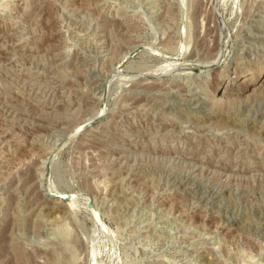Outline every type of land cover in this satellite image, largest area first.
I'll list each match as a JSON object with an SVG mask.
<instances>
[{
	"label": "rangeland",
	"instance_id": "1",
	"mask_svg": "<svg viewBox=\"0 0 264 264\" xmlns=\"http://www.w3.org/2000/svg\"><path fill=\"white\" fill-rule=\"evenodd\" d=\"M262 79L264 0H0V264H264Z\"/></svg>",
	"mask_w": 264,
	"mask_h": 264
},
{
	"label": "bare ground",
	"instance_id": "2",
	"mask_svg": "<svg viewBox=\"0 0 264 264\" xmlns=\"http://www.w3.org/2000/svg\"><path fill=\"white\" fill-rule=\"evenodd\" d=\"M200 36H201V35H200ZM197 38H199V36H198ZM202 40H203V39H202ZM257 78H258V76L254 77V78H251L250 76H247V77L244 79V81H246V82H245V85L247 86L249 82H253V81H255ZM232 81H233V80H232ZM232 81H229L227 84L224 85L226 91L233 93V92H237V89H238V91L240 92L241 89L244 88V86H242V85L240 86V84H237V82H232ZM260 85H261L262 87H264V79H262V82H261ZM218 88H220V84L218 85ZM256 89H257V88H256ZM256 89H255V90H256ZM260 89H261V88H260ZM241 94H242V93H241ZM226 96H227V95H226ZM59 195H60V194H58L57 196L59 197ZM59 200H61V198H60ZM69 200H70V199H68L67 201H69ZM54 208L57 209L58 206H56V207H54Z\"/></svg>",
	"mask_w": 264,
	"mask_h": 264
},
{
	"label": "water",
	"instance_id": "3",
	"mask_svg": "<svg viewBox=\"0 0 264 264\" xmlns=\"http://www.w3.org/2000/svg\"><path fill=\"white\" fill-rule=\"evenodd\" d=\"M62 196H67V194H61Z\"/></svg>",
	"mask_w": 264,
	"mask_h": 264
}]
</instances>
